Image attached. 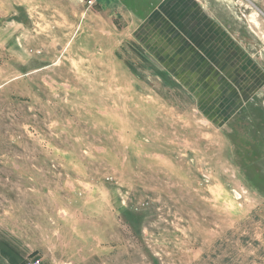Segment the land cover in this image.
<instances>
[{
	"label": "rangeland",
	"instance_id": "rangeland-1",
	"mask_svg": "<svg viewBox=\"0 0 264 264\" xmlns=\"http://www.w3.org/2000/svg\"><path fill=\"white\" fill-rule=\"evenodd\" d=\"M264 264V0H0V264Z\"/></svg>",
	"mask_w": 264,
	"mask_h": 264
},
{
	"label": "built area",
	"instance_id": "built-area-1",
	"mask_svg": "<svg viewBox=\"0 0 264 264\" xmlns=\"http://www.w3.org/2000/svg\"><path fill=\"white\" fill-rule=\"evenodd\" d=\"M96 0H87L89 6H93ZM23 264H47L41 254L31 255Z\"/></svg>",
	"mask_w": 264,
	"mask_h": 264
}]
</instances>
